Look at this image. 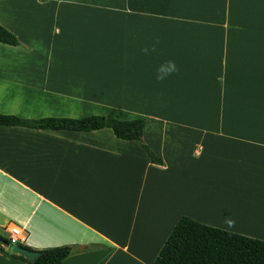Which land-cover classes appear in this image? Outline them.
Here are the masks:
<instances>
[{
    "label": "crops",
    "instance_id": "obj_1",
    "mask_svg": "<svg viewBox=\"0 0 264 264\" xmlns=\"http://www.w3.org/2000/svg\"><path fill=\"white\" fill-rule=\"evenodd\" d=\"M0 26L1 114L149 119L162 162L107 128L0 126L1 237L61 264H152L181 216L264 241V0H0Z\"/></svg>",
    "mask_w": 264,
    "mask_h": 264
},
{
    "label": "trees",
    "instance_id": "obj_2",
    "mask_svg": "<svg viewBox=\"0 0 264 264\" xmlns=\"http://www.w3.org/2000/svg\"><path fill=\"white\" fill-rule=\"evenodd\" d=\"M0 43L19 45L15 35L2 26H0ZM149 121L143 118L119 121L104 116H88L79 119L48 117L28 120L0 113V126L80 132L107 128L118 139L137 142L145 150L152 164L162 165L161 160L153 154L143 140V127ZM0 245L8 248L9 242L0 236ZM71 250V247L63 246L38 251L40 256L34 264H61ZM7 253L31 264L23 256L11 253L9 249ZM152 264H264V241L210 227L189 217L181 216Z\"/></svg>",
    "mask_w": 264,
    "mask_h": 264
},
{
    "label": "clouds",
    "instance_id": "obj_3",
    "mask_svg": "<svg viewBox=\"0 0 264 264\" xmlns=\"http://www.w3.org/2000/svg\"><path fill=\"white\" fill-rule=\"evenodd\" d=\"M158 44H159V40H156L155 43L151 47L152 52L156 51V45ZM141 51L145 55H148L150 52V49L146 47V48L141 49ZM178 72H179V68L176 65L174 60L165 61L156 70V80L158 82H163L169 76L176 74ZM225 224L227 225L228 228H233L235 226V221L230 217H225Z\"/></svg>",
    "mask_w": 264,
    "mask_h": 264
},
{
    "label": "built area",
    "instance_id": "obj_4",
    "mask_svg": "<svg viewBox=\"0 0 264 264\" xmlns=\"http://www.w3.org/2000/svg\"><path fill=\"white\" fill-rule=\"evenodd\" d=\"M7 233V241L9 242L8 249L14 245L23 246L26 241V236L23 230L18 227H11L8 229Z\"/></svg>",
    "mask_w": 264,
    "mask_h": 264
},
{
    "label": "water",
    "instance_id": "obj_5",
    "mask_svg": "<svg viewBox=\"0 0 264 264\" xmlns=\"http://www.w3.org/2000/svg\"><path fill=\"white\" fill-rule=\"evenodd\" d=\"M9 251L13 254L23 256L26 258L31 264H34L36 259L40 256L38 251H31L23 246L14 245L10 247Z\"/></svg>",
    "mask_w": 264,
    "mask_h": 264
}]
</instances>
